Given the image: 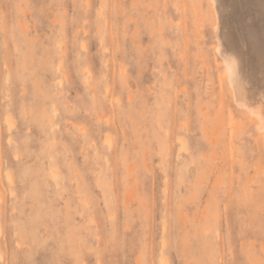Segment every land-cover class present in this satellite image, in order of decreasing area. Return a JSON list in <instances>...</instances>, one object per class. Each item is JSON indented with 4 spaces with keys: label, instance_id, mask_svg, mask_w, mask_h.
<instances>
[{
    "label": "rangeland",
    "instance_id": "1",
    "mask_svg": "<svg viewBox=\"0 0 264 264\" xmlns=\"http://www.w3.org/2000/svg\"><path fill=\"white\" fill-rule=\"evenodd\" d=\"M215 1L0 0V264H264V0Z\"/></svg>",
    "mask_w": 264,
    "mask_h": 264
},
{
    "label": "bare ground",
    "instance_id": "2",
    "mask_svg": "<svg viewBox=\"0 0 264 264\" xmlns=\"http://www.w3.org/2000/svg\"><path fill=\"white\" fill-rule=\"evenodd\" d=\"M212 1L213 0H209V2L211 4L213 3ZM258 1L261 3L260 0H258ZM229 2H230V0H229ZM233 2H234V0H233ZM238 2H240V1H238ZM244 2H246V0ZM247 2L245 4H247ZM251 2L254 3V1H251ZM251 2H249V3H251ZM236 4H241V3H234V6ZM251 5L252 4H250V6ZM236 6H238V5H236ZM240 6L241 5H239V8H240ZM253 6H255V5H253ZM213 7L211 8L212 10H213ZM255 8L252 7L253 10H255ZM241 9H239V10L237 9L238 12ZM229 12H230V10H229ZM245 12H243V13H245ZM231 13H232V11H231ZM217 15H218V13L216 14V16ZM238 15H240V14H238ZM258 15L260 16L261 14L259 13ZM245 16L246 15H244L243 17H245ZM216 18H215V20L218 21V19H216ZM256 18L258 19V16ZM262 19L263 18H261V22H263ZM246 21H247V23L245 22L246 23L245 25L250 30V33L249 32L248 33L251 35V41L247 42L244 38L242 39L239 36H238L239 38L234 36V38L232 39V47H233V59L231 62L232 66H229L227 63L224 64V62H223V64H224V69H223L224 70V81H225L226 86L229 90V93H230L232 100L235 102V104L239 108H241L248 115V117L254 123L255 128L257 130V133L259 134V136L261 137V139L263 141V148H264V25L258 24V25H256V27H253L252 24L254 21V16L252 14L250 15V13H249V15H247ZM232 25L234 26V24H232ZM232 25L230 26V29H231V27H233ZM237 25H238V22H237ZM242 26H244V23ZM213 28H214V26H213ZM217 28H219V23L217 25V22H216L214 33H215V31L217 32ZM239 28H242V27L239 26ZM227 30H225V32ZM246 30H248V29L246 28ZM231 31H232V29H231ZM235 32L238 33V31H235ZM223 33H224V30H223ZM219 39H220V37H219ZM84 45H86V44H84ZM215 49L217 50L216 46H215ZM222 61H224V60H222ZM106 89H108V87ZM108 90H110V89H108ZM113 92H114V89H113ZM0 258H2V257H0Z\"/></svg>",
    "mask_w": 264,
    "mask_h": 264
}]
</instances>
